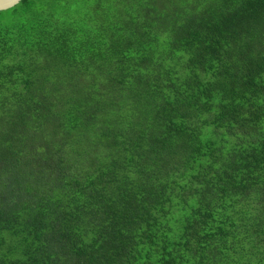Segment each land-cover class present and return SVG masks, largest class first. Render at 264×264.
Wrapping results in <instances>:
<instances>
[{
  "label": "trees",
  "instance_id": "1",
  "mask_svg": "<svg viewBox=\"0 0 264 264\" xmlns=\"http://www.w3.org/2000/svg\"><path fill=\"white\" fill-rule=\"evenodd\" d=\"M0 11V264H264V0Z\"/></svg>",
  "mask_w": 264,
  "mask_h": 264
},
{
  "label": "water",
  "instance_id": "2",
  "mask_svg": "<svg viewBox=\"0 0 264 264\" xmlns=\"http://www.w3.org/2000/svg\"><path fill=\"white\" fill-rule=\"evenodd\" d=\"M19 1L21 0H0V11H4L9 8H12L16 4H18Z\"/></svg>",
  "mask_w": 264,
  "mask_h": 264
},
{
  "label": "rangeland",
  "instance_id": "3",
  "mask_svg": "<svg viewBox=\"0 0 264 264\" xmlns=\"http://www.w3.org/2000/svg\"><path fill=\"white\" fill-rule=\"evenodd\" d=\"M59 2H60V4H62V3H63V1H62V0H59Z\"/></svg>",
  "mask_w": 264,
  "mask_h": 264
}]
</instances>
